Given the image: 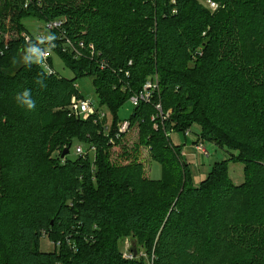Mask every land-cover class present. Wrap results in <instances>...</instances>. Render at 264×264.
Returning a JSON list of instances; mask_svg holds the SVG:
<instances>
[{"label":"trees","instance_id":"trees-1","mask_svg":"<svg viewBox=\"0 0 264 264\" xmlns=\"http://www.w3.org/2000/svg\"><path fill=\"white\" fill-rule=\"evenodd\" d=\"M211 1L213 12L196 0H0V31L16 33L0 37V264H264V0ZM29 18L63 20L65 36L83 42L80 59L51 49L49 65L57 56L71 79L23 63L38 43ZM82 77L113 129L120 107L157 80L127 120L137 142L114 161L99 125L68 116ZM25 89L35 110L16 100ZM193 125L226 157L197 186L165 137ZM74 143L95 147L94 160L61 161ZM143 149L159 180L146 176ZM237 163L240 185L227 172ZM124 237L136 243L132 260Z\"/></svg>","mask_w":264,"mask_h":264},{"label":"built area","instance_id":"built-area-1","mask_svg":"<svg viewBox=\"0 0 264 264\" xmlns=\"http://www.w3.org/2000/svg\"><path fill=\"white\" fill-rule=\"evenodd\" d=\"M31 0H25L24 7L26 8L28 5H30ZM39 4H37L38 6ZM206 8L210 11H215L218 8V5L211 1H206ZM45 28L48 33L47 38L46 35H40L37 37H33L35 40H37L38 43L31 45L30 47H34L37 49L36 53L28 52L26 51L28 57H30V60L32 58L36 59V63H40L44 60L43 66L39 64L41 68H43L46 72V75H53L54 72L49 65L48 61L51 57V49L57 48V42L61 43V46L59 47L62 52L69 53L72 55L74 59H80L83 57V51L85 50V46L83 42H72L70 39H68L65 36V32L63 31V20L61 21H48L45 22ZM53 34V35H52ZM54 36L55 39L50 40L49 36ZM56 35V36H55ZM25 39V41L28 43L30 41V37L27 34L22 35ZM48 45V46H47ZM46 52V55H44ZM90 58L93 57V52L90 53ZM100 68H104L103 62L99 64ZM77 89V88H76ZM158 91L157 86V80L156 78L150 81H147L144 85L141 92L138 94L130 97L131 104L137 106L139 103H150L155 93ZM67 106L68 116L80 119L82 121H88L92 120L94 125H99V130L102 136L107 139V145L109 146L110 153L112 154L114 151H116L119 146L121 145L122 141L124 140L125 136L130 133L131 129L134 127L131 125L130 121L123 120L116 123L114 129L112 128V120L109 119L110 115L109 112H106L103 110L104 107H97L91 101L83 98H78L75 96L71 97L70 103ZM105 109V108H104ZM156 110L158 111V116L160 121L163 122L168 118L169 112L166 114H163L161 107L159 105L156 106ZM109 116V117H108ZM155 117H152L151 119L154 120ZM157 125L155 124L153 126V129H156ZM171 133H165V137L170 140ZM182 135L189 140L190 144L193 145V148L196 153L203 156L204 158L208 157L207 150L205 148V143L200 139L199 135V129L196 125H193L192 127H189V129L182 132ZM171 142V141H170ZM74 151L73 154L75 157H90L93 161L95 158V147L92 145L87 147L84 146L81 143H74ZM66 148V147H65ZM70 150V148H69ZM148 150V149H147ZM149 151V150H148ZM57 156L59 155V152L57 151L55 153ZM66 156H64L65 158ZM63 157H60V160H64ZM122 257L125 260H132L135 257L130 252V248L128 249H122L121 251Z\"/></svg>","mask_w":264,"mask_h":264},{"label":"rangeland","instance_id":"rangeland-1","mask_svg":"<svg viewBox=\"0 0 264 264\" xmlns=\"http://www.w3.org/2000/svg\"><path fill=\"white\" fill-rule=\"evenodd\" d=\"M173 1V0H171ZM198 3L202 4L204 7H206V1L207 0H196ZM9 19H7L5 22L6 24H8ZM26 29L28 30L29 34L33 37H37L42 35H46L47 38V30L45 28V23L43 21H39L37 19L34 18H29L26 19L25 21H23ZM8 27V26H7ZM56 36V35H55ZM0 37L5 41L7 39H13L16 37V33L14 30H9V32L7 33H3L2 31H0ZM60 43V42H59ZM57 44V43H56ZM61 46V43H60ZM22 59V58H21ZM32 61H36V59L32 58ZM52 70L53 72L58 75L59 77H63L66 79H71L73 77L72 72L65 66V64L63 62H61V60L53 55L52 57ZM76 88L77 91L79 92V94L81 95V97L83 99H87L89 101H91V103H93L95 106H97V98H96V94H95V90L94 85H93V79L91 77H82L79 80L76 81ZM98 107V106H97ZM134 107H136L135 105L131 104V102H127L126 104H124L122 107H120L119 111H118V120L119 121H123V120H128V118L130 117L129 115L133 114V110ZM104 111L109 112L107 109H104ZM110 115V114H109ZM109 117V116H108ZM111 118V115L109 117V119ZM181 133H171L170 135V141L175 144L176 141L179 138V135ZM138 139V135H137V128L134 127L133 129H131L130 133L127 134L124 138V140L122 141V143H120L121 145L119 146V148L114 151L110 156V160L114 161V159L116 158V156L118 155V153L121 151V146L129 148L131 147L135 142H137ZM207 153L208 154H212L210 147L208 146V144L204 145ZM74 151V145H72L70 147L69 153L67 155V158L69 159H74L75 156L73 154ZM221 151V150H220ZM207 154V155H208ZM210 154V155H211ZM220 155H222V151L219 152ZM143 155L145 156L144 161L146 163V176L150 179V180H159L161 178V169L158 163L156 162H150L149 161V157H148V153H146V151L143 149ZM209 156V155H208ZM219 156V155H218ZM52 158H55L54 156H51ZM226 158V157H225ZM242 165L237 163V164H230L228 166L227 172H228V177L230 178L231 182L234 185H240L243 181V171H242ZM40 249L43 252H50L53 250V245L52 243H50L46 238H42L41 240V245ZM131 241L127 238L124 237L122 239L121 242V249H128L130 248L131 250ZM140 250V256L146 257L145 256V252L143 249L139 248Z\"/></svg>","mask_w":264,"mask_h":264},{"label":"crops","instance_id":"crops-1","mask_svg":"<svg viewBox=\"0 0 264 264\" xmlns=\"http://www.w3.org/2000/svg\"><path fill=\"white\" fill-rule=\"evenodd\" d=\"M173 145L180 146L181 156L183 160L189 165L195 186L206 179L210 171L209 168H211L212 164L225 159V153L222 151V157V155L219 154L221 151L212 144H208L212 152V154L210 153L211 155L208 154L209 156L207 158L199 155L195 152L193 145L190 144L189 140L186 139L182 133L179 135L178 140Z\"/></svg>","mask_w":264,"mask_h":264},{"label":"clouds","instance_id":"clouds-1","mask_svg":"<svg viewBox=\"0 0 264 264\" xmlns=\"http://www.w3.org/2000/svg\"><path fill=\"white\" fill-rule=\"evenodd\" d=\"M50 40L52 39H55L54 36H49L48 37ZM25 51H28V52H32V53H36L37 52V49L34 48V47H27ZM46 55V52L45 54ZM30 59V57H25L23 59V63L25 65H28V66H31L29 63H28V60ZM39 64H41L43 66L44 64V60L41 61ZM41 75L43 76L44 73H41ZM42 80H37V83L41 84L43 86V83H41ZM16 100L19 102V104H21L22 106H25L28 110H35V101L33 100L32 98V93H31V90L29 89H25L23 92L21 93H18L17 96H16Z\"/></svg>","mask_w":264,"mask_h":264},{"label":"water","instance_id":"water-1","mask_svg":"<svg viewBox=\"0 0 264 264\" xmlns=\"http://www.w3.org/2000/svg\"><path fill=\"white\" fill-rule=\"evenodd\" d=\"M68 153H69V147H66L65 149L63 148V152L61 154V157L64 158V156H67ZM131 244H132L131 252L133 253L134 256H136L137 255L136 243H135V241H131Z\"/></svg>","mask_w":264,"mask_h":264}]
</instances>
